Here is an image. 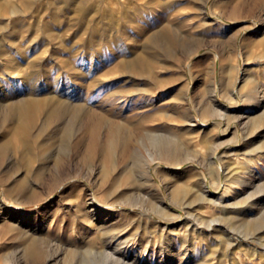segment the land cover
Listing matches in <instances>:
<instances>
[{"label": "rangeland", "instance_id": "obj_1", "mask_svg": "<svg viewBox=\"0 0 264 264\" xmlns=\"http://www.w3.org/2000/svg\"><path fill=\"white\" fill-rule=\"evenodd\" d=\"M0 4V145L10 143L0 161V264H264V0ZM140 55L150 61L140 74L107 72ZM33 63L44 67L37 80ZM86 72L94 98L128 88L112 97L123 99L119 140L139 116L182 146L181 158L167 160L147 135L134 142L149 184L120 157L107 183L98 161L51 181L57 128L40 135L50 106L23 121L14 103L74 99ZM165 113L174 117L162 119ZM25 121L32 123L29 141L23 130L15 139ZM33 239L38 259L25 253Z\"/></svg>", "mask_w": 264, "mask_h": 264}, {"label": "bare ground", "instance_id": "obj_2", "mask_svg": "<svg viewBox=\"0 0 264 264\" xmlns=\"http://www.w3.org/2000/svg\"><path fill=\"white\" fill-rule=\"evenodd\" d=\"M5 6L6 5L0 4V12ZM152 43H154V47H158L161 44L159 39L153 40L150 44ZM146 58L148 57L144 55H140L126 60H122L120 62H117L115 67H110L107 70V72L113 70L114 71L119 70L121 73L128 72L132 74V76L134 77L135 75L140 74L143 68L150 67L149 64L150 61L147 60ZM31 65L33 68L31 71L33 78L36 79L40 77L39 76L40 74L42 73L44 74V70H43L44 67L38 66L37 64L34 63ZM142 65L145 66L140 68V66ZM89 73L90 72H86L83 80L80 83H78V88H77L78 90L76 93H74L75 96L74 99L62 98L56 95H50L39 100L38 98L26 97L24 99L17 100L14 103L19 108L17 109V112L23 121L25 120L24 118H27L28 116L35 114L37 112L38 107H45L46 105L50 106L47 112L46 119L44 120L41 126L40 135L46 134L53 127L57 128L56 134L54 135L53 138V140L57 142L56 143L57 151L54 152L52 156L56 170L54 173H52L51 181L57 182L58 180L78 175L80 174L81 168H90L98 161L101 165V183L102 184L107 183L110 175H113L111 174V172H113V170L117 167L120 157L122 162L126 164H128V162L132 160L133 162H132L131 170L134 172L135 171L140 173L142 172L143 174L141 178H139L140 183L149 184L150 171L149 169H147L145 162L143 163L136 160L138 154L135 143L138 142L139 139H142L144 135H147L148 137H150V140L153 142V145L155 146L154 148L157 150L159 157L162 159L165 158L167 160L171 158H181L183 155L181 151L182 146L180 147L179 144H176L171 139L170 134L157 133V129L153 126V124L150 125L149 122L146 123L147 124L146 125L145 122L143 123L142 117L135 115H133L135 116L134 119L128 120L130 125V129H128L129 130L128 134L124 136L121 140H119L120 137L118 133L121 131L122 124L116 121L115 118L118 116L119 112L124 111L123 106H117L118 102L123 101V99L120 98L119 101L116 99L118 101L117 102L114 101L112 97L119 95L122 96V93L123 92L125 93V91L123 90H127L128 88L126 89L127 87L126 86L119 89H111L106 94L94 98L93 96L94 93L92 95L90 91V89H93L92 87L94 84L93 81L90 80ZM86 88H88V91H86ZM96 100L99 101L105 100L110 105V107L109 108L97 107L94 109L93 107L97 105L93 106L92 103L93 101ZM211 104H212V100L211 102L208 103V105ZM87 110L90 111V113L87 114L88 120L77 121L76 119L77 114ZM131 110L133 111L135 109L132 108ZM95 111H99L100 114L96 113ZM105 111L106 114L104 113ZM107 115L113 117V122L112 119L110 118L107 119ZM183 115L184 114L182 110L179 111L177 114V116L181 118L183 117ZM171 116L174 117V115L170 113H165L162 116V119L167 120V118H170ZM66 117L69 118L65 119ZM23 123H24L23 124L24 128L21 129V131L19 130L20 132L15 134L16 135V137L14 136L15 139L18 138L19 140H21L23 136L22 135L23 131L25 135H27L26 137L27 140L29 139L30 136L29 130L32 123L31 121H25ZM104 128L107 129L106 130L107 135H104ZM79 133L80 136L77 135ZM74 137L77 139H75ZM72 138H74L75 141H72ZM27 142L25 146L30 150L32 148V143L29 142L27 143ZM9 146L10 143L8 142L0 145V161L1 159L6 157L5 156L6 150L8 149ZM48 146H49V142L47 141H44L41 144V148L43 150H45ZM162 153L165 154L162 155ZM71 156H74L77 159L76 164L73 166L69 164V160ZM215 160L217 161V163L219 162L220 168H223L224 165L222 159L216 157ZM43 169H46V166H43L38 169V172L36 173L38 178L44 179ZM181 194H182V188L178 187L175 191V195L180 196ZM29 196L32 195L29 194ZM89 202H91L92 205L96 206V199L94 197H92ZM225 211H227V208L225 209ZM232 221L237 222V219L235 217H232ZM252 225L254 224L249 223L246 224L245 226L250 227ZM36 242L37 241L33 239L25 245L26 255L33 259H38L41 256V252L36 248ZM206 260L209 261L208 259Z\"/></svg>", "mask_w": 264, "mask_h": 264}]
</instances>
